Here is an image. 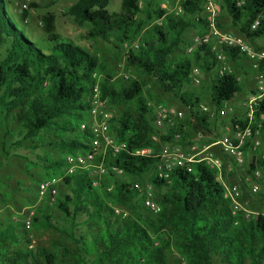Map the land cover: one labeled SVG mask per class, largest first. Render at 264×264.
Returning <instances> with one entry per match:
<instances>
[{
	"label": "trees",
	"instance_id": "16d2710c",
	"mask_svg": "<svg viewBox=\"0 0 264 264\" xmlns=\"http://www.w3.org/2000/svg\"><path fill=\"white\" fill-rule=\"evenodd\" d=\"M141 1L120 0L119 11L114 12L108 8L110 0H75L67 10L73 23L87 27L88 39H100L115 49L138 42L147 21L161 19L137 43V48H130L125 54L126 65L144 79H130L126 86H118L107 73L96 79L104 67L95 55L54 33L53 14L42 17L44 37L33 41L24 28L28 10L15 19L8 10V1L0 0V48L4 49L0 55V119L6 136L12 134V125L16 127L15 135L23 141L48 132L75 134V140L50 144L74 155L90 150V134L79 127L90 109L85 97L95 85L109 108L133 110L113 119L118 126L116 141L123 143L124 148L114 156L106 150L102 162L107 173L101 176L103 179L97 183L84 170L62 177L67 192H60L54 203L67 229L58 227L57 222H52L53 217L47 215L34 219L32 226L67 236L74 244V249L67 252L77 264H167L166 253L172 242L185 264H264V215L251 220L233 215L215 170L203 162L193 163L190 170L175 168L168 180H161L156 175L159 158L135 154L156 149L152 137L161 134L153 125L152 111L143 97L146 79H152L188 110L187 117L166 136L159 135L160 140L171 142L175 135L183 141L199 134L205 138L213 135L210 116L201 110L199 95L185 88L190 83L193 61L182 53L183 47L191 45L185 38L186 32L208 27L202 15L205 0L183 1L182 14L177 16L150 9V4L149 10L143 9ZM213 1L226 12L238 35L248 41L264 35V0H244L241 6L237 0ZM55 2L47 0L43 7L50 8ZM29 7L42 6L31 3ZM256 21L258 25L251 29ZM225 55L233 61L240 57L228 50ZM210 58L212 61L208 62ZM193 59L202 62L207 72L216 65L205 45L193 50ZM240 90L235 75L216 76L209 88L212 106L219 110ZM261 114L264 102L257 105L251 126L252 133L258 130L264 146ZM244 124L239 122L240 126ZM248 146L249 143L244 152ZM93 161L99 163L100 156ZM43 166L49 172L59 171L65 166L64 158ZM255 169L264 170V159L258 157L256 162H250L246 171L251 173ZM144 174H150V184L160 197L161 210L155 215L144 207L141 193L134 187L133 180ZM94 181L97 186H93ZM253 197L264 199V192ZM116 206L128 211L127 218L115 216ZM79 218L86 232L77 236ZM18 228L0 224V264H58L56 256L43 248L37 249L35 255L27 249L1 251L2 247L24 239L28 243L24 233L16 231Z\"/></svg>",
	"mask_w": 264,
	"mask_h": 264
},
{
	"label": "rangeland",
	"instance_id": "374dc122",
	"mask_svg": "<svg viewBox=\"0 0 264 264\" xmlns=\"http://www.w3.org/2000/svg\"><path fill=\"white\" fill-rule=\"evenodd\" d=\"M8 10L10 14L16 19L19 18L22 13L23 0H7ZM47 0H31V3L39 4L40 8L31 9L28 7V17L25 21V29L29 31L28 38L35 41V38H43V21L42 17L47 13H51L55 17L54 21V33L62 39H68L81 49L95 55L104 69L98 73L96 79L99 80L102 73L110 74L113 77V82L116 85H127L128 80L139 78L144 79L134 69L128 67L125 61V54L128 49H135L138 42H141L149 33L151 27L155 24H160L161 19L156 17L147 21L144 30L140 33L138 42L131 45H123L119 49H115L111 44L105 43L100 39L91 40L87 38V27L78 26L73 23L72 19L67 15L69 6L75 0H56L55 4L50 8H44L43 5ZM185 0H142L141 7L150 9H159L165 12L167 15H181L182 8L181 3ZM216 3V2H215ZM147 4H150L148 6ZM217 4V3H216ZM219 7V4H217ZM110 11L117 12L120 8V0H110ZM144 15H142L143 17ZM216 28L224 34L238 35L236 30L231 25L230 19L225 11L219 7V13L216 20ZM208 27L202 31L190 29L186 32L185 38L191 42L188 47H183L182 53L193 61L192 74L194 78L199 80L198 84L193 83L190 79V83L185 87L187 90H191L199 95L201 102L200 105L206 107L210 116V126L216 135L210 138H198L193 136L191 139L183 141L179 135L173 136L171 142L162 141L159 139V135L166 136L167 132L172 130L174 126L181 123L188 115L187 108L175 97L164 93L152 79H146V85L143 91V97L147 102L148 107L152 111L154 117L153 125L155 129L160 132L159 135H154L158 138L156 149H150V154L155 157L161 155V150L166 146L169 152L180 151L186 156H191L202 151L211 142H214L221 138L225 134H229L223 126L224 124H230L232 122H239L242 120L243 111L240 109V104L246 97L249 96L250 90L254 91L256 80L254 78V71L251 69L245 58L233 60H227V64L231 69V73L235 75L239 80L240 92L234 96L229 102V105L235 108L233 113L228 114L225 118L220 119L216 117V110L211 104L210 99V84L211 81L218 76L216 68L219 64L216 62L214 69L207 72L202 62L196 63L193 59V50L196 48L194 39L208 33ZM248 41V40H247ZM263 42L264 35L253 41H248L249 45L254 47L253 44ZM254 48L261 49L263 46H255ZM4 49L0 48V55H3ZM212 58L208 60L211 62ZM243 69V70H242ZM245 72V73H244ZM192 77V76H191ZM252 88V89H251ZM92 94L85 97V102L90 101ZM124 111L132 112V108L127 107H110L111 119L109 120V137L114 143L116 141L115 130L118 129L117 122H113L114 118H118ZM163 112L167 115V119L164 121L161 127L155 126V119L158 112ZM182 114V119H179L176 115ZM211 114L213 116H211ZM170 119V122L168 121ZM16 127L12 125V134L6 136L5 128L0 119V224H12L17 225L19 228L17 232H23L24 236L28 239V243L24 240L18 244H9L2 247L1 251L16 252L18 250H31L35 255L37 249L43 248L48 252L53 253L56 256L58 264H77L74 258L67 252V250H73V242L65 236L63 233L55 232L50 229H44L41 227L32 226L34 219H42L47 215L53 217L52 222H57L58 227L67 229L68 225L65 224V220L61 217V214L56 209V203L49 201L47 197L39 198L37 193L38 185L46 180L55 179L58 180L57 196H60V192H67L62 184V177L65 175L63 166L59 171L49 172L44 168V164L49 161L62 160L68 155L63 149L56 145H50L51 143H60V140L70 142L75 140L77 136L71 133H57L48 132L41 133L37 138L33 140H21L20 137L15 135ZM213 138V139H212ZM261 141V139H260ZM5 143L4 146L2 145ZM209 151L218 157L222 161L221 178L224 183L229 186L240 185L242 189V196L239 199L242 207L245 211L250 213L246 220L255 219L261 214H264V199L253 197L249 195L243 188L241 178L246 172L247 165L251 162L253 157H264V146L261 141L260 148L256 152H251L248 148L245 152V166L243 168L235 166L233 160L226 156L218 147H211ZM78 154L82 153L77 151ZM263 184H264V170H261ZM98 183L103 177H97L92 174ZM150 174H144L140 179H134L133 182L138 186V190L141 193V199L149 194V200L156 207L159 208L158 214L161 210L159 203L160 197L156 189L150 184ZM93 185V186H97ZM59 195V196H58ZM230 203V202H229ZM119 208L123 212L128 211L121 207ZM127 216L125 218H127ZM236 216H243L244 213L238 212ZM118 217V216H116ZM120 218V217H119ZM124 218V219H125ZM122 219V218H121ZM79 226L75 229V235H84L86 232V226L81 223L82 218L78 219ZM167 264H185V259L179 253L174 242L171 243L170 251L166 253Z\"/></svg>",
	"mask_w": 264,
	"mask_h": 264
},
{
	"label": "built area",
	"instance_id": "2783aa9c",
	"mask_svg": "<svg viewBox=\"0 0 264 264\" xmlns=\"http://www.w3.org/2000/svg\"><path fill=\"white\" fill-rule=\"evenodd\" d=\"M31 0H23L22 11L28 10ZM244 0H237V5L241 6ZM219 13V7L213 0H205L203 5V17L207 20L209 32L194 39L195 47L197 46H208L210 48V53L213 58L219 64L218 76L223 74H230L231 69L227 64L228 58L225 55V50L235 51L240 56L244 57L255 72V88L254 91L242 101L240 104V109L243 111V117L241 121H244V126H240L239 122H231L229 125L224 124L223 128L229 131V134L223 135L218 140L211 142L202 151L191 156H186L180 151L169 152L168 148L165 146L161 150V155L159 158V163L156 167V175L161 180H168L171 172L175 168L186 167L190 170V165L193 163H205L209 168L216 171V179L220 183L224 191V198L230 202L231 212L236 215L238 212L244 213V218L247 219L250 215L248 211H245L240 203L239 199L242 196V189L240 185L229 186L223 182L221 178L222 161L212 154L209 149L211 147H218L220 150L229 158H231L235 166L243 168L245 166V152L244 147L249 143L248 149L251 152H256L261 145L260 138L258 136V130L252 133L251 126L254 121V112L259 103L264 102V50L257 49L249 45L248 41L237 35L224 34L217 30L216 20ZM27 20V18H26ZM25 20V21H26ZM258 22H254L251 29H255ZM137 48V46H134ZM193 73V72H192ZM193 83L198 84L199 80L191 75ZM92 96L89 101L90 109L87 112V117L84 122L80 124V131H87L90 134V150L83 153H76L74 155H66L64 157L65 175H73L78 170L88 171L90 176L101 177L107 173V168L103 165V158L106 150H109L114 156L119 153L123 148V143H114L109 137V120L111 119V112L107 100H101L97 85L94 86L92 91ZM202 111H207L206 107L200 105ZM235 108L228 103L223 104V106L216 111V117L223 119L228 114L233 113ZM179 119H182V114L178 113L176 115ZM211 116H213L211 114ZM167 119V115L163 112H158L155 119V126L161 127L164 121ZM259 119L264 120V114L259 116ZM170 122V119H168ZM260 127V125H258ZM216 132L213 131V137ZM198 138H203V136L196 135ZM152 140L154 142L158 141V138L153 136ZM135 154L141 156H149L150 150L143 149L136 151ZM96 156H100L101 161L95 163L93 160ZM258 157H253L251 162H256ZM261 159H264L262 157ZM114 170L113 168H111ZM248 170V165H247ZM120 173V171L118 172ZM93 177V176H92ZM94 179V177H93ZM246 191L249 192L251 196H255L260 192H264V184L262 179L261 171L255 169L251 173H244L240 181ZM58 180L49 179L41 182L38 185L37 193L39 198L47 197L49 201L55 202L57 194ZM96 185V182H93ZM135 188L138 186L135 184ZM143 205L145 208L149 209L152 213H157L159 208L155 206L149 200V194L144 198ZM115 216L124 219L127 215L119 208H114ZM262 216L264 214H261Z\"/></svg>",
	"mask_w": 264,
	"mask_h": 264
},
{
	"label": "crops",
	"instance_id": "0c3cea01",
	"mask_svg": "<svg viewBox=\"0 0 264 264\" xmlns=\"http://www.w3.org/2000/svg\"><path fill=\"white\" fill-rule=\"evenodd\" d=\"M254 45V47L257 45V46H263V48H261L262 50H264V43L263 42H258V43H255V44H253ZM241 58H244V57H242V56H240L238 59H241ZM234 62V61H233ZM248 62V61H247ZM248 64H249V62H248ZM218 67L219 66H217V68H216V71H217V74H218ZM243 70V69H242ZM245 73V72H244ZM254 78H255V72H254ZM252 89V88H251ZM253 92V90H250V93H249V95L251 94ZM249 97V96H248ZM247 98V97H246ZM232 122V121H231Z\"/></svg>",
	"mask_w": 264,
	"mask_h": 264
}]
</instances>
